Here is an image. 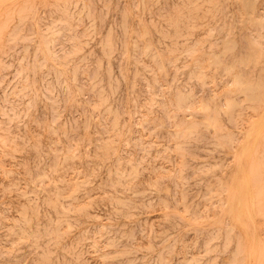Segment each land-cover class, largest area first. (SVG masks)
<instances>
[{"label":"rangeland","instance_id":"obj_1","mask_svg":"<svg viewBox=\"0 0 264 264\" xmlns=\"http://www.w3.org/2000/svg\"><path fill=\"white\" fill-rule=\"evenodd\" d=\"M260 124L264 0H0V264H264Z\"/></svg>","mask_w":264,"mask_h":264},{"label":"bare ground","instance_id":"obj_2","mask_svg":"<svg viewBox=\"0 0 264 264\" xmlns=\"http://www.w3.org/2000/svg\"><path fill=\"white\" fill-rule=\"evenodd\" d=\"M262 116H263V115H262ZM260 119H261V118H260ZM261 120H262V119H261ZM261 120H259V121H261ZM262 122H263V121H262ZM255 125H256V124H255ZM261 125H262V124H260V126H261ZM263 126H264V124H263V125L261 126V128H260L259 125H258V127L260 128L261 131H262ZM258 127H257V128H258ZM255 129H256V128H254V130H255ZM256 130H257V129H256ZM260 130L258 129V132H259ZM261 131H260V132H261ZM251 132H252V131H251ZM251 132H250V133H251ZM262 132H263V131H262ZM248 134H249V133H248ZM258 135H259V134H258ZM249 138H250V137H249ZM247 141H248V140H247ZM248 143H249V142H248ZM245 145H246V144H245ZM246 146H248V145H246ZM249 147H251V146H248L247 149H249ZM245 149H246V148H245ZM250 151H251V150H250ZM250 151H249V152H250ZM242 153H243V152H242ZM247 156H248V155H247ZM240 165H241V164H240ZM241 168H242V167H241ZM241 170H242V169H241ZM243 175H244V173H243ZM245 176H246V175H245ZM248 178H249V177H248ZM245 180H247V176H246V179H245ZM248 181H249V180H248ZM245 182H246V181H245ZM248 183H249V182H248ZM248 183H247V184H248ZM243 184H244V182H243ZM249 184H250V183H249ZM250 185H251V184H250ZM250 185H249V186H250ZM246 187H247V186H246ZM246 187H245V188H246ZM247 188H248V187H247ZM247 188H246V189H247ZM249 188H251V186H250ZM249 190H250V189H249ZM250 191H251V190H250ZM250 191H249V193H250ZM246 192L248 193V191H246ZM247 193H246V194H247ZM249 193H248V195H249ZM251 193H252V191H251ZM251 196H252V195H250V197H251ZM246 197H247V196H246ZM250 197H249V198H250ZM242 199H243V198H242ZM249 200H250V199H249ZM251 200H252V199H251ZM251 200H250V202H249V201H247V200L245 199V201L249 202L250 204H251ZM252 202H253V201H252ZM239 203H240V202H239ZM244 204H245V203H244ZM252 204H253V203H252ZM240 205H241V203H240ZM246 206H248V205L246 204ZM251 207H252V206H251ZM250 209H251V208H250ZM247 212H248V207H247ZM249 213H250V212H249ZM251 213H252V211H251ZM248 216H250V214H248ZM250 217H251V216H250ZM254 254H255V252H254ZM252 259H253V258H252ZM254 259H255V257H254Z\"/></svg>","mask_w":264,"mask_h":264}]
</instances>
